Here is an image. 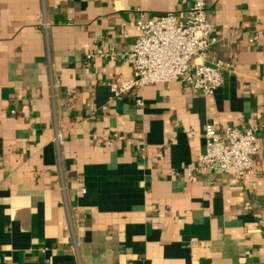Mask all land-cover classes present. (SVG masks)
<instances>
[{"label":"crops","instance_id":"1","mask_svg":"<svg viewBox=\"0 0 264 264\" xmlns=\"http://www.w3.org/2000/svg\"><path fill=\"white\" fill-rule=\"evenodd\" d=\"M192 3L0 0V264H264V0L209 1L213 95L109 89ZM207 124L259 129L254 175L188 178Z\"/></svg>","mask_w":264,"mask_h":264},{"label":"built area","instance_id":"2","mask_svg":"<svg viewBox=\"0 0 264 264\" xmlns=\"http://www.w3.org/2000/svg\"><path fill=\"white\" fill-rule=\"evenodd\" d=\"M192 1L185 17L168 14L138 19L135 24L137 39L129 56L133 77L111 83L109 89L113 97L136 95L147 86L174 81L205 96L213 95L221 87V67L207 64L209 51L217 43L207 13L210 0ZM257 39L254 37L252 42ZM136 102L138 106L143 105L139 98ZM258 130L257 127L217 130L207 124L204 129L205 152L189 168L188 178L213 171L234 174L239 179L254 175L255 158L259 152Z\"/></svg>","mask_w":264,"mask_h":264}]
</instances>
